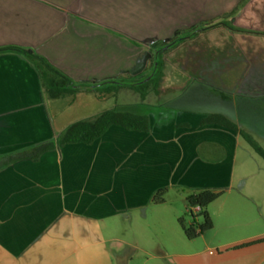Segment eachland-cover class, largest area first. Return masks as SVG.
<instances>
[{"label":"crops","instance_id":"1","mask_svg":"<svg viewBox=\"0 0 264 264\" xmlns=\"http://www.w3.org/2000/svg\"><path fill=\"white\" fill-rule=\"evenodd\" d=\"M241 1L0 0V47L30 49L75 84L94 86L148 72L146 65L137 72L119 67L118 44L135 26L164 42L173 38L163 36L167 26L176 32ZM243 5L240 27H220L227 31L222 49L209 50L176 91L177 98L190 83L208 85L217 101L154 104L156 89L134 101L128 88L79 87L53 99L25 55L0 54V264H264V159L239 132L264 150V28L254 32L244 23L261 14L264 27V0ZM191 31L178 38L192 40L198 33L190 38ZM136 41L146 40H129ZM68 95L73 98L64 101ZM107 111L146 116L148 130L112 125L89 145L6 162ZM210 115L239 131L204 123ZM161 190L164 202L153 203ZM203 190L221 193L206 209L213 228L189 240L178 220H187L189 198Z\"/></svg>","mask_w":264,"mask_h":264},{"label":"trees","instance_id":"2","mask_svg":"<svg viewBox=\"0 0 264 264\" xmlns=\"http://www.w3.org/2000/svg\"><path fill=\"white\" fill-rule=\"evenodd\" d=\"M215 26L221 27L225 26L231 28L226 22H221ZM197 29L191 35L190 38H193L196 32L204 31L209 29ZM186 39L184 38H176L170 44H164L163 46L156 47L153 49V64L150 72H146L142 75L131 77L128 79H119L115 81H106L99 85H77L71 79H69L66 75L61 73L59 70L54 68L50 63L40 55H37L30 49H26L24 47L18 46H5L0 47V54L6 52H16L25 55L37 68L42 77L43 86L49 97L53 99H57L62 97L65 93L74 92L75 87H79L85 90H100L104 88H112L116 90H121L123 88H128L134 92H136L142 99L146 98L148 92L150 90H155V87H152V82L160 79L161 74V59L160 54L164 50V47L168 46L166 50H170L173 47L179 45ZM158 52V54H156ZM156 65V68H155ZM43 71L47 73H51L53 75L52 80L46 79L43 77ZM151 79L142 84L146 78L150 77ZM115 82V83H114ZM204 123H217L228 128H231L235 131H239L238 127L228 121L225 117L221 115H210L205 120ZM112 125L122 126L127 130L133 131H142L145 132L148 130L149 121L146 116H141L129 112H117V111H107L98 116L96 119L90 121H81L70 126L64 135L58 139L57 141H51L48 143H44L36 148V150L31 154H17L12 155L6 158V162L13 163L18 160L30 159L32 161H37L40 156L52 149L57 147H62L66 144L70 143H83V144H91L100 137L106 130ZM242 136L248 141V143L252 146V148L264 159V150L261 149L255 141L246 133L239 131ZM166 190L158 191L154 197L152 202L155 204H161L164 202V195ZM221 196V193H215L209 190H203L199 192L196 196L189 198L188 203L189 207L199 206L201 208L200 216L203 218V224L198 225L196 221V217L192 215L190 212L188 215L191 217V221L187 222V220L183 217L178 220V223L182 227L184 234L187 239L193 240L196 239L200 234L205 233L213 228L212 221L208 212L206 211L207 207L216 201Z\"/></svg>","mask_w":264,"mask_h":264},{"label":"rangeland","instance_id":"3","mask_svg":"<svg viewBox=\"0 0 264 264\" xmlns=\"http://www.w3.org/2000/svg\"><path fill=\"white\" fill-rule=\"evenodd\" d=\"M129 1V0H128ZM136 2L135 5H142L141 3L145 0H134ZM244 0H242L234 9H232L230 12H223L222 9H216L209 17L206 15H202L197 20V23L193 26H188L186 24L181 25L178 29V31L174 32V26H167L165 34H161V36H173V39L178 38L180 34L187 32L188 30H192L193 33L196 28H201L205 26H210L209 29H207L206 32L199 30L195 38L192 40H184L179 45L173 47L170 50L162 51L160 54L161 59V74L160 79L156 83V81L152 82V87H155L157 84V87L155 88L157 92H159L160 97L157 96V98H153V100L156 101H150L154 104H159L162 101H190L191 98L195 99L196 101H217L218 99V93L216 90H212L210 87L203 86V88L199 89L196 86H192L193 83H190L188 87H185L184 91H180V95L176 98V95L178 94V89L186 85L187 80L185 77L190 78L191 76V70L193 66H196L199 64V61H202L205 63L207 60L208 52L212 49H222L223 45V34L227 33V31L224 28H220L218 26H215L219 23H221L223 20H226L227 24L231 27H240L238 24V18H239V12L243 11L245 8L243 4ZM155 6L158 5V2H155ZM242 6V7H241ZM140 7V6H138ZM242 9V10H241ZM135 12H140L138 9L135 10ZM261 14L258 16H247L245 19L246 26H249L251 28L250 30H253L254 32L258 31V29H263V25L260 24L261 22ZM250 17H254L253 19H250ZM259 17V18H257ZM259 24V25H258ZM262 26V27H261ZM129 29L132 28V25L129 23V25L125 26ZM223 27V26H221ZM107 28V27H104ZM133 33H128L123 35L124 40L120 41L118 44V56H119V67L122 69H127L129 71L137 72L141 68H143L146 65V71H150L152 64H153V49L159 46H163L165 42L157 41L152 42V39L154 38L153 32L150 34V31H146L145 33L138 29V26L134 27ZM174 32V34H173ZM209 33V34H208ZM211 34V35H210ZM131 38H143L146 41H136L134 43L135 46L131 45ZM129 39V40H128ZM151 39V40H150ZM133 44V43H132ZM141 46V47H137ZM113 47V46H112ZM144 47V48H142ZM114 49V47H113ZM149 50V52H148ZM149 53H151V56L149 57ZM148 57L150 58L148 61ZM148 61V63H147ZM147 63V64H146ZM98 93H101V90H97ZM158 94V95H159ZM134 95V101H143L139 97L137 93ZM96 97V96H95ZM162 97V99H161ZM214 97L213 99H211ZM73 97L68 95L65 97L64 101H69ZM75 99H85L87 101L94 100V96L90 94H76L74 97ZM196 217V220L202 224L203 218L199 214L194 215ZM191 221V217L188 215L187 222ZM150 253L154 256L159 254V249L156 243L151 242L149 245ZM130 264H162L158 260L150 259L148 261H142V260H136L133 263Z\"/></svg>","mask_w":264,"mask_h":264},{"label":"built area","instance_id":"4","mask_svg":"<svg viewBox=\"0 0 264 264\" xmlns=\"http://www.w3.org/2000/svg\"><path fill=\"white\" fill-rule=\"evenodd\" d=\"M189 212L192 215L199 214V213H201V208L199 206L189 207Z\"/></svg>","mask_w":264,"mask_h":264},{"label":"water","instance_id":"5","mask_svg":"<svg viewBox=\"0 0 264 264\" xmlns=\"http://www.w3.org/2000/svg\"><path fill=\"white\" fill-rule=\"evenodd\" d=\"M169 41V40H168ZM168 41H164L165 43L168 42ZM168 48V46L164 47V50H166ZM156 54H158V52H156ZM155 68H156V65H155ZM151 79V76L146 78L144 81H142V84L148 82L149 80ZM115 83V82H114ZM94 87V86H93Z\"/></svg>","mask_w":264,"mask_h":264},{"label":"flooded vegetation","instance_id":"6","mask_svg":"<svg viewBox=\"0 0 264 264\" xmlns=\"http://www.w3.org/2000/svg\"><path fill=\"white\" fill-rule=\"evenodd\" d=\"M195 30H197V28L195 29ZM192 34V33H191ZM174 40V39H173ZM173 40L172 39H170L168 42H166L165 44L167 45V44H170V43H172L173 42Z\"/></svg>","mask_w":264,"mask_h":264}]
</instances>
